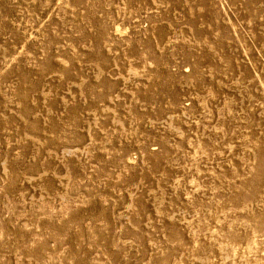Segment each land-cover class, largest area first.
Returning a JSON list of instances; mask_svg holds the SVG:
<instances>
[{
	"label": "rangeland",
	"instance_id": "rangeland-1",
	"mask_svg": "<svg viewBox=\"0 0 264 264\" xmlns=\"http://www.w3.org/2000/svg\"><path fill=\"white\" fill-rule=\"evenodd\" d=\"M0 264H264V0H0Z\"/></svg>",
	"mask_w": 264,
	"mask_h": 264
},
{
	"label": "bare ground",
	"instance_id": "bare-ground-1",
	"mask_svg": "<svg viewBox=\"0 0 264 264\" xmlns=\"http://www.w3.org/2000/svg\"><path fill=\"white\" fill-rule=\"evenodd\" d=\"M59 117V116H58Z\"/></svg>",
	"mask_w": 264,
	"mask_h": 264
}]
</instances>
